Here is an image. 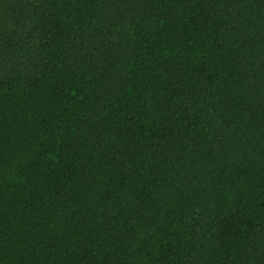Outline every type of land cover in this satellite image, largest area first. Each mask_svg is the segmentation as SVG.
<instances>
[{
  "label": "trees",
  "instance_id": "16d2710c",
  "mask_svg": "<svg viewBox=\"0 0 264 264\" xmlns=\"http://www.w3.org/2000/svg\"><path fill=\"white\" fill-rule=\"evenodd\" d=\"M0 264H264V0H0Z\"/></svg>",
  "mask_w": 264,
  "mask_h": 264
}]
</instances>
